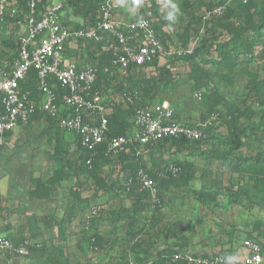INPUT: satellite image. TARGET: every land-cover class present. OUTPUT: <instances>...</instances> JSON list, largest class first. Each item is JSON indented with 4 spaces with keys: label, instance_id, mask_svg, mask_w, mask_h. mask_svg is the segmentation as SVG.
<instances>
[{
    "label": "rangeland",
    "instance_id": "obj_1",
    "mask_svg": "<svg viewBox=\"0 0 264 264\" xmlns=\"http://www.w3.org/2000/svg\"><path fill=\"white\" fill-rule=\"evenodd\" d=\"M67 1V19L90 23L104 0ZM172 2L180 9L174 22L166 19L168 0H143L138 8L126 0L118 13L126 20L153 14L165 50L158 65L171 71L163 78L136 71L132 81L147 76L154 83L146 92L143 83L132 85L141 106L169 101L175 120L204 124L201 140L159 143L143 156L162 204L154 206L139 185L128 188L133 174L120 163L97 180L69 166L76 154L55 157L57 135L71 142L73 134L35 118L0 144V236L29 239L35 250L17 257L0 251V264H187L179 254L227 253L248 236L264 247V171L243 164L264 158V0L229 3L220 14L228 0ZM231 23L259 27L251 31L253 53L238 51L234 66L221 60L232 51ZM56 170L65 175L48 186L49 197L31 199L36 180L47 182Z\"/></svg>",
    "mask_w": 264,
    "mask_h": 264
},
{
    "label": "built area",
    "instance_id": "obj_2",
    "mask_svg": "<svg viewBox=\"0 0 264 264\" xmlns=\"http://www.w3.org/2000/svg\"><path fill=\"white\" fill-rule=\"evenodd\" d=\"M46 1L42 4V0H0V144L7 132L27 125L37 112L54 118L62 130L75 134L78 146H73L72 151L85 156L86 172L94 169L101 152L106 157L118 158L131 151L139 158L147 153L149 145L162 139L203 138L204 124L190 125L175 120L169 101L141 106V94L125 82L129 69L152 64L165 53L154 26L155 19L145 15L127 20L119 18L120 4L104 0L96 23L74 26L65 19L67 0ZM250 1L228 0L216 11L220 14L229 3ZM141 19L146 22L144 25L138 23ZM16 29L19 30L17 55L10 60L2 54L6 51L4 42L14 38ZM81 41L100 44L102 52L110 54L103 69L110 77L117 78L111 87L98 85L102 52L97 51L93 61L87 54L82 58L74 56ZM31 69L36 72V96L22 85ZM120 82L124 87L121 88ZM196 96L201 98V92ZM121 106L134 111L130 119L132 126L124 134L109 136V116ZM216 117L217 114L211 115L212 120ZM169 170L176 173L180 168L170 165ZM127 181L128 188L139 185L148 191L154 206L162 204L156 180L146 167L138 168ZM33 245L29 239L17 245L12 238L0 236V251L6 256H28ZM230 250L232 253L208 256L183 252L178 258L187 264H224V257L234 255L237 258L234 264H264L262 245L255 239L245 237Z\"/></svg>",
    "mask_w": 264,
    "mask_h": 264
},
{
    "label": "trees",
    "instance_id": "obj_3",
    "mask_svg": "<svg viewBox=\"0 0 264 264\" xmlns=\"http://www.w3.org/2000/svg\"><path fill=\"white\" fill-rule=\"evenodd\" d=\"M253 0H251L248 4H250ZM47 1L46 0H42V4H45ZM101 3V2H100ZM100 3L97 6V12L95 15V18H93V20L90 23H79V22H73V20L71 19H66L67 22L73 24L74 26H87V25H92L94 23H96V21L98 20V16H99V6ZM248 4H241L243 6H248ZM87 7V5L85 6ZM88 14H86L87 16ZM139 15H145L148 17H151L153 19H155L153 17V14H139ZM138 16V15H137ZM227 18H230L233 16L231 11H228V13L226 14ZM136 17V16H135ZM154 26L156 28L157 31V35L161 40V37L159 35V31L157 26L154 23ZM229 28V32L233 35V37L231 38V44H232V51H227L224 52L222 55V59L224 61V63L226 64H230L231 66H234L236 64V60L238 59V51H244L245 53L251 54L253 53L256 45V42L254 40H252L253 35L251 34V31H253L255 34H257L256 30L259 29V27H253L251 28L250 26H245L243 24H235V23H231L230 26H228ZM260 35V34H259ZM5 47H6V51L3 52L2 54L5 57H8L10 60L14 59V56H16L17 54V44L15 41L13 40H6L4 42ZM14 50H13V49ZM8 49H12L13 52H8ZM97 51L102 52V47L100 44H96L92 41H86L83 42L81 41L79 44L78 49L75 51L74 56L80 57L82 58L84 54H87L88 58L90 61H93L96 59V53ZM233 52V53H232ZM240 53V52H239ZM237 54V55H236ZM109 53L106 52H102V54L99 56V63H98V69H99V80H98V85L100 87H102L103 85L105 86H109L111 87L112 85V81H114L117 78H112L109 76V74L104 72L103 67L106 66L108 64V60L110 58ZM193 57V56H192ZM159 64V57H157L154 62L152 64H147L143 67H139V68H132L129 69L128 71V75L125 77V82H129L132 85H136L138 83H143L145 85L144 91H148L150 90V87L153 88V78L152 77H142L139 78L135 81H132L136 71L143 69V70H149V69H153V70H157L158 71V76L160 78L166 77L170 75V69L168 68V66L163 65L160 66ZM138 73V72H137ZM23 87L26 89H30L33 93L34 96H36L38 93V89H37V85H36V72L34 69H31L29 75H28V79L26 82H24ZM122 87H124V83L120 82L119 84ZM103 88V87H102ZM120 88V87H119ZM150 103V102H148ZM141 105V104H140ZM147 105V104H145ZM142 105V106H145ZM218 103H213V106H217ZM134 113V111L132 110V108H124V107H119L118 109H116L110 116H109V127H110V132H109V136H113V135H121L126 133L132 126L130 119L132 114ZM39 117H45L48 119V121L50 122V127L52 128H56L61 130V128L58 126L57 124V120H54V118H51L48 115L42 114L40 112H37L36 114H34L32 116V118L30 119V122L35 119V118H39ZM64 131V130H61ZM60 131H58L59 133ZM13 131L11 132H7L5 137H8L10 135H12ZM74 136V140H72L71 142H66L65 138L63 137L64 135L62 134H58L56 137V146H55V150H54V155L55 157H60L63 154H71L74 156V152L72 151L73 146H78V139L75 136L74 133H72ZM108 136V137H109ZM188 141L187 139L184 138H166V139H162L160 141H158L155 145H158L159 143H172V144H178L180 142H186ZM64 145V146H63ZM66 146V147H65ZM154 145H149V147H153ZM214 157H218L220 158L221 155L218 153L214 154ZM223 160H225L224 162H227L229 164V162L226 160V156H223L222 158ZM85 156L82 155H77L76 157H72V159H69V166H74V168L76 167L78 170H84L85 169ZM251 160V161H250ZM248 159V160H244L245 163L244 166L250 167L252 168L254 171H264V158L258 156L256 158L253 159ZM247 161V162H246ZM250 162L249 164H246ZM117 163L122 164V168H129L131 169L130 171L132 172V174H134V172L140 168L141 166L145 167V160L143 158V156H140L139 158H136L135 154H133V152L129 151L126 153H122L118 158H109L106 157L103 152L100 153V155L97 157L96 162H95V167L92 171H90L89 173H91L95 178H97V180H100L99 178V174H101L102 172H104V168L107 166V168L113 167L115 166ZM240 161L235 164L236 166L240 165ZM151 176L154 178V176L152 175V173L150 172ZM65 175V173H63L62 171L56 170V172H54L53 176H51L49 178V180L47 182H44L41 178H38L36 180V186L35 188H32L31 191L29 192V196L31 199H38V200H42V199H46L49 197V193L47 192V190L49 191V187L51 183H55V182H59L60 180H62L63 176ZM161 198V196H160ZM162 200V198H161ZM163 201V200H162ZM88 203H85L84 205L86 206ZM65 218V217H64ZM62 228V225L59 226V229ZM249 238L255 239L256 241L260 242V245H262L261 241H259L258 238L256 237H252V236H248ZM17 245L18 243L16 241H14ZM263 248V252H264V247L262 245ZM35 249L30 248V254H32L34 252ZM232 253L231 250H228L227 252ZM29 254V255H30ZM28 255V256H29ZM174 254L168 256V258H174L173 257ZM202 255L208 256L211 255V253H204ZM181 261H184L181 259Z\"/></svg>",
    "mask_w": 264,
    "mask_h": 264
},
{
    "label": "clouds",
    "instance_id": "obj_4",
    "mask_svg": "<svg viewBox=\"0 0 264 264\" xmlns=\"http://www.w3.org/2000/svg\"><path fill=\"white\" fill-rule=\"evenodd\" d=\"M117 2L121 6H126V0H117ZM142 3H143V0H131V5L133 8H138ZM168 4L171 7V11L167 13L166 19L174 22L177 18V14L179 13L180 9L176 3L172 2V0H168ZM138 23L141 25H144L146 22L141 19V20H138ZM236 259H237L236 256L228 255L224 257V264H234Z\"/></svg>",
    "mask_w": 264,
    "mask_h": 264
},
{
    "label": "crops",
    "instance_id": "obj_5",
    "mask_svg": "<svg viewBox=\"0 0 264 264\" xmlns=\"http://www.w3.org/2000/svg\"><path fill=\"white\" fill-rule=\"evenodd\" d=\"M14 132V131H13ZM8 237V236H7Z\"/></svg>",
    "mask_w": 264,
    "mask_h": 264
}]
</instances>
